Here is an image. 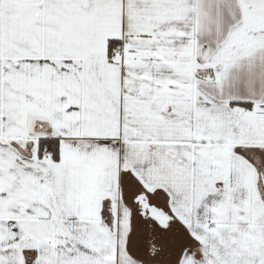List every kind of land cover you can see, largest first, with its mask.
Masks as SVG:
<instances>
[{
  "label": "crops",
  "instance_id": "1",
  "mask_svg": "<svg viewBox=\"0 0 264 264\" xmlns=\"http://www.w3.org/2000/svg\"><path fill=\"white\" fill-rule=\"evenodd\" d=\"M122 253L264 264V0H0V264Z\"/></svg>",
  "mask_w": 264,
  "mask_h": 264
},
{
  "label": "trees",
  "instance_id": "2",
  "mask_svg": "<svg viewBox=\"0 0 264 264\" xmlns=\"http://www.w3.org/2000/svg\"><path fill=\"white\" fill-rule=\"evenodd\" d=\"M115 45V47L119 44V41H112L110 42ZM195 74L197 77L207 79L208 77H211L214 79L213 71L212 68L210 67H197ZM248 106H251L252 103H246ZM48 147V150H47ZM47 151L52 155L53 159L58 158V149H57V143L52 144V140L42 137L38 140V155L40 158L44 157ZM50 207L54 211V218L60 228V232L62 236H67L68 230L66 228V225L64 224V221L59 217L58 211L56 209V206L54 205L53 202H50Z\"/></svg>",
  "mask_w": 264,
  "mask_h": 264
},
{
  "label": "water",
  "instance_id": "3",
  "mask_svg": "<svg viewBox=\"0 0 264 264\" xmlns=\"http://www.w3.org/2000/svg\"><path fill=\"white\" fill-rule=\"evenodd\" d=\"M207 80H213V78L208 77ZM143 198H145V203L143 204V214L147 213V209L149 211V216L151 218H153L154 220H156L158 222V224H160L161 226H167L171 220V215L166 212L165 210L155 206V205H151L148 201V197L143 195ZM54 212V211H53Z\"/></svg>",
  "mask_w": 264,
  "mask_h": 264
},
{
  "label": "flooded vegetation",
  "instance_id": "4",
  "mask_svg": "<svg viewBox=\"0 0 264 264\" xmlns=\"http://www.w3.org/2000/svg\"><path fill=\"white\" fill-rule=\"evenodd\" d=\"M204 79V78H203ZM207 80V79H206ZM143 195H145L144 193H140V194H138L137 196H136V198H135V204L137 205V207L139 208V210H140V212H141V214L142 215H144V216H149V211H148V209H147V213H145V214H143V204L145 203V198H143ZM146 196V195H145ZM148 199V201H149V203L151 204V205H154V204H152L151 202H150V200H149V198H147ZM150 217V216H149Z\"/></svg>",
  "mask_w": 264,
  "mask_h": 264
},
{
  "label": "rangeland",
  "instance_id": "5",
  "mask_svg": "<svg viewBox=\"0 0 264 264\" xmlns=\"http://www.w3.org/2000/svg\"><path fill=\"white\" fill-rule=\"evenodd\" d=\"M197 67H203V66H197ZM204 68V67H203ZM196 71V70H195ZM127 206H133V203H132V201H131V199H130V196L129 197H127ZM120 262L122 263V264H128V260H127V256H126V254L125 253H122V255L120 256Z\"/></svg>",
  "mask_w": 264,
  "mask_h": 264
},
{
  "label": "bare ground",
  "instance_id": "6",
  "mask_svg": "<svg viewBox=\"0 0 264 264\" xmlns=\"http://www.w3.org/2000/svg\"><path fill=\"white\" fill-rule=\"evenodd\" d=\"M137 221H138V220H137ZM138 223H139V222H138ZM138 223H136V226L140 227ZM136 226H135V227H136Z\"/></svg>",
  "mask_w": 264,
  "mask_h": 264
}]
</instances>
